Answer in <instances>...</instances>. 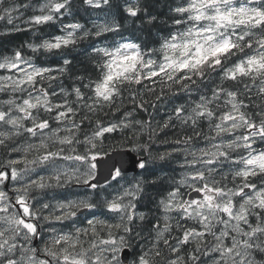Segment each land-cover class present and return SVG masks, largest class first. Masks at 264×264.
Here are the masks:
<instances>
[{
    "label": "snow or ice",
    "instance_id": "obj_1",
    "mask_svg": "<svg viewBox=\"0 0 264 264\" xmlns=\"http://www.w3.org/2000/svg\"><path fill=\"white\" fill-rule=\"evenodd\" d=\"M82 6L97 14L91 28L63 24L72 0H44L39 14L31 0H0L8 31L23 30L14 20L62 25L33 52L90 41L79 69L69 59L39 67L23 45L0 56V70H14L0 75V150L18 157L0 165V185L16 184L12 197L0 190V264H264V0H171L158 47L123 36L124 19L159 26L147 0ZM61 77H74L70 91ZM113 134L147 158L129 179L109 157L101 183ZM157 141L167 147L155 158L184 169L178 181L148 167ZM70 188L80 191L70 198Z\"/></svg>",
    "mask_w": 264,
    "mask_h": 264
},
{
    "label": "trees",
    "instance_id": "obj_2",
    "mask_svg": "<svg viewBox=\"0 0 264 264\" xmlns=\"http://www.w3.org/2000/svg\"><path fill=\"white\" fill-rule=\"evenodd\" d=\"M19 3H27L29 2L25 0H18ZM73 8L72 15H65L62 17L63 24L64 23H81L86 27H92V20L96 19L97 14L95 12L91 13V15L84 10L82 6V0H72ZM123 2V0L121 1ZM171 0H147V4L149 6V12L152 15L158 17L159 26L152 27L151 25H145L141 23V20L132 18V19H124L122 21L124 25L123 36L127 39H132L135 43H147L151 47H158L159 45L153 44L152 41L154 39H162L164 35H166V29L172 27V21L169 19L172 13L169 11V4ZM32 4V3H31ZM143 6V4H142ZM30 11V9L28 10ZM127 16V13L124 14ZM143 19H147V17H143ZM10 26V25H9ZM60 22L57 21L54 24L49 23L47 25H39L36 27H31L29 29H23L22 31H7L8 27L5 25V22L0 21V56L2 55H11L12 52L17 49L19 46L23 45L21 49L25 58H31L33 61L38 63L40 66L57 68L62 66L64 59H69L73 61V65L76 68H83L84 63L87 62V58L90 54V49L87 48L90 43L89 40L82 41L77 47L65 49L64 52L61 50H53L52 52H47L43 49L33 52L31 48H28L27 45L33 44L38 45L41 44L44 40L50 39L54 35L60 34ZM59 32V33H58ZM3 36V37H2ZM39 38V39H38ZM41 38V39H40ZM112 37L109 35L108 40H111ZM119 39V37H117ZM106 42V41H105ZM95 43L97 46L101 45V41L99 38L95 39ZM70 51V52H69ZM86 54V55H85ZM82 74V73H77ZM55 75V73H53ZM75 83L74 77L67 78L61 77L57 84L62 85L65 89L71 90V87ZM147 83V82H146ZM46 86V85H45ZM79 86V85H77ZM56 87V85H53ZM139 87V86H137ZM58 90V88H57ZM148 99H152L151 96L147 97ZM195 98V97H194ZM183 102V97L181 100L177 101V103ZM171 107L170 104L164 103L159 104V113L165 115L168 109ZM153 112V109H149V112ZM145 114L148 116V113H143L139 118H146ZM171 136V133L168 134ZM114 139L108 140L105 143V147L107 150H112L123 146L125 148L133 146L128 142H121V137L118 134H113ZM161 138H163V134H161ZM167 147L166 145L160 144L159 141L153 146L152 151V159L149 161L153 165V163H159V168L161 172L158 174V177L164 182L165 185L170 183V178H175L176 168L178 162H166L160 161L156 159V155L158 152H161L163 148ZM4 152V151H3ZM137 152V151H136ZM6 153V152H5ZM141 156H146L144 153L137 152ZM181 159V158H178ZM151 168L150 166H148ZM152 169V168H151ZM164 175V176H163ZM174 175V176H173ZM159 191V188H157ZM156 192V190H154ZM147 202V201H146Z\"/></svg>",
    "mask_w": 264,
    "mask_h": 264
},
{
    "label": "bare ground",
    "instance_id": "obj_3",
    "mask_svg": "<svg viewBox=\"0 0 264 264\" xmlns=\"http://www.w3.org/2000/svg\"><path fill=\"white\" fill-rule=\"evenodd\" d=\"M122 1V0H121ZM92 23V22H91ZM71 24V23H70ZM8 27L6 28L7 30H6V32L8 31V29L11 27V25L9 26V25H7ZM62 26V25H61ZM60 26V27H61ZM60 30H61V28H60ZM1 31V30H0ZM59 33V32H58ZM60 35V34H59ZM3 37V36H2ZM39 39V38H38ZM41 39V38H40ZM41 50V49H40ZM70 52V51H69ZM86 55V54H85ZM68 59V58H67ZM45 67V66H44ZM3 97H5V95H2L1 96V98H3ZM164 117V115H162L161 113H158L157 115H156V119H162ZM128 149H131L132 151H133V148H131V147H127ZM115 149H117V148H115ZM115 149H112V150H115ZM109 151H111V150H109ZM132 154H133V157H134V159L135 160H137V161H139L140 159H142V158H147V157H145V156H141V155H139L136 151H133L132 152ZM13 155V154H12ZM12 155H8V154H6V153H0V165H4V164H6V161L7 160H9L11 157H12ZM107 158L109 159V157L107 156ZM182 159V158H181ZM101 160H102V158H101V156L100 157H98V168H100V166H101V168H102V170H103V172H105V170H104V167H103V164L104 163H102L101 162ZM124 161H125V165L126 166H130V164H131V160L130 159H123ZM177 164V168H176V175H175V180H179L180 178H181V176H182V174H181V172H180V164L179 163H176ZM148 166H150L152 169H153V171L155 172V174H156V176H158V174L161 172L160 170H158V168H159V163L157 164V163H153V165L151 164V163H149L148 164ZM8 171L10 172V169H8ZM141 169H139L138 167H136L135 169H134V171L132 172V173H130V172H128L127 171V176H128V178L129 179H131L132 177H135V176H137L139 173H141ZM106 173V172H105ZM164 176V175H163ZM174 176V175H173ZM154 178V177H153ZM97 180H98V178H97ZM123 183V182H122ZM62 191V193L63 194H66V193H68V195H69V197L70 198H72V194L73 193H76V192H79L80 190L78 189V188H70V189H67V190H61ZM147 191L149 192V193H151L152 191H153V189L152 188H149V189H147ZM195 192H192V191H188L187 192V195L184 197V198H187L188 196H191V195H193ZM201 198V195L199 196V199ZM148 202H144V204H147ZM141 206V208H139V210L140 211H148V208L149 207H152V206H147V207H145V206H143V204L142 205H139V207ZM86 212V215H88V212L87 211H85ZM89 218H91L90 216H89ZM190 225H191V222H190Z\"/></svg>",
    "mask_w": 264,
    "mask_h": 264
},
{
    "label": "rangeland",
    "instance_id": "obj_4",
    "mask_svg": "<svg viewBox=\"0 0 264 264\" xmlns=\"http://www.w3.org/2000/svg\"><path fill=\"white\" fill-rule=\"evenodd\" d=\"M26 1H28V0H25V2ZM9 2H11V0H9ZM44 2V0H31V3H32V5H34V6H36V10H35V14H39V11H38V6H39V4H41V3H43ZM34 14V12H33V9H30V11H27L26 13H25V16H24V19H27V17L28 16H31V15H33ZM14 24H19V27L21 28V29H29V28H31V27H29L27 24H23V23H20V21H18V20H14V22H13ZM11 27H12V25H11ZM10 27V28H11ZM36 27V26H35ZM62 27V26H61ZM60 27V28H61ZM9 28V29H10ZM61 35V34H60ZM7 55H9V54H7ZM35 62V61H34ZM37 65V64H36ZM37 66H39V67H44V66H40L39 64L37 65ZM14 72V70H11V71H5V70H0V75H10V74H12ZM47 86V85H46ZM2 95H4V94H0V100H4V99H7L8 97L5 95V97H3V98H1V96ZM74 98V97H73ZM55 102H59V100L57 99ZM16 158H18L17 157V154H15V153H13V155H12V157L10 158V159H16ZM20 167H22V165L20 166ZM180 170V172H181V174L183 175L184 174V169H182V168H180L179 169ZM5 183H7V182H5ZM0 190H2V186L0 185ZM151 193H153V192H151ZM64 195H68V193H66V194H64ZM13 196V195H12ZM149 206H152L151 204H148ZM138 209H139V205H138ZM85 216H87L86 215V212H85ZM89 218V217H88Z\"/></svg>",
    "mask_w": 264,
    "mask_h": 264
},
{
    "label": "water",
    "instance_id": "obj_5",
    "mask_svg": "<svg viewBox=\"0 0 264 264\" xmlns=\"http://www.w3.org/2000/svg\"><path fill=\"white\" fill-rule=\"evenodd\" d=\"M116 154H117V156H116ZM116 154H112V155H110V156H108V157H118V154H119V157H118V158H121L122 153H120V152H116ZM107 160H108V158H107V159H102L101 162L104 163V162L107 161ZM99 170H100V171H103L102 168H101V166H100ZM104 177H105V176H101V175H100L98 181H104Z\"/></svg>",
    "mask_w": 264,
    "mask_h": 264
},
{
    "label": "flooded vegetation",
    "instance_id": "obj_6",
    "mask_svg": "<svg viewBox=\"0 0 264 264\" xmlns=\"http://www.w3.org/2000/svg\"><path fill=\"white\" fill-rule=\"evenodd\" d=\"M6 170H8V169H6ZM6 182H9V181H6ZM1 186H3V185H1ZM153 189V193H154V190H156L157 191V188H152ZM139 208H141V206L139 207ZM189 225H190V222H189Z\"/></svg>",
    "mask_w": 264,
    "mask_h": 264
}]
</instances>
